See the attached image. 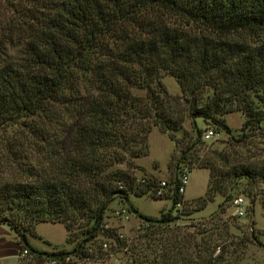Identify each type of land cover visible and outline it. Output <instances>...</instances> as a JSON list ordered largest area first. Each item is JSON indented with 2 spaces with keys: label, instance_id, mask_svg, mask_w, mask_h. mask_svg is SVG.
<instances>
[{
  "label": "trees",
  "instance_id": "16d2710c",
  "mask_svg": "<svg viewBox=\"0 0 264 264\" xmlns=\"http://www.w3.org/2000/svg\"><path fill=\"white\" fill-rule=\"evenodd\" d=\"M263 32L264 0H0V132L21 128L33 155L22 179L0 181V226L18 237L27 263L93 260L98 235L118 242L103 224L115 200L146 232L169 226L181 200L176 181L164 196L170 208L145 216L129 195L153 193L157 181L138 184L128 170L147 155L151 127L176 132L185 119H200L228 135L222 117L239 112L242 130H261ZM162 74L188 98L167 96ZM194 146L187 137L173 169L187 159L188 171H207L195 211L228 198L231 176L264 183V166L223 172L208 157L197 160ZM40 223L62 225L72 248L29 245ZM204 251L199 264H223V254ZM178 254L156 264H176Z\"/></svg>",
  "mask_w": 264,
  "mask_h": 264
},
{
  "label": "rangeland",
  "instance_id": "374dc122",
  "mask_svg": "<svg viewBox=\"0 0 264 264\" xmlns=\"http://www.w3.org/2000/svg\"><path fill=\"white\" fill-rule=\"evenodd\" d=\"M262 34L264 36V32ZM158 81L167 96L188 98L187 94L181 93L173 78L162 74ZM154 88L157 89V86L154 85ZM205 94L210 95V92ZM170 106L174 107L171 101ZM258 108L264 115V108ZM222 118L229 128V134L220 132L210 142H203L199 138L195 141L196 133L200 135L206 127L215 128L211 122L200 119H185L181 129L176 132L161 133L156 127H151L147 136V155L133 160L136 168L128 172L136 181L150 177L170 185L181 169L189 173L184 195L180 197V208L171 212L174 221L167 227L146 232L145 226L127 212L126 205L115 200L104 212L103 224L104 229L116 236L120 243L112 237L98 235L92 243L95 248L93 260H72V264H156L160 263L161 255L168 260L176 250L179 251L176 264H199L207 248L210 251L215 249L212 257L218 252L219 255L223 254V264H264V183L231 176L225 195L228 198L216 196L202 211H195L198 204L196 198L205 191L207 173L195 167L188 171L187 159L178 164L177 170L173 169L187 137L195 142L192 150L197 160L208 157L223 172L228 167L236 168L239 165L264 166V117L260 131L254 127L242 130L244 117L239 112L226 114ZM30 144L25 132L16 126L0 132V181L24 177L29 161L33 159ZM237 197L244 202L243 216L235 215L231 206L232 200ZM155 199L152 192L139 198L129 195V203L139 213L158 218L160 211L165 212L170 208L171 201L168 196ZM116 211L119 212L117 215L114 214ZM4 228L14 243V262L28 264L26 259L18 257V237L6 226ZM34 230L41 239L29 238L28 243L37 249H46L45 241L62 246H51L55 249L69 251L73 246V242L65 244L67 233L60 224L40 223ZM74 235L75 241L79 240L77 231ZM7 264H13V260H8Z\"/></svg>",
  "mask_w": 264,
  "mask_h": 264
},
{
  "label": "built area",
  "instance_id": "2783aa9c",
  "mask_svg": "<svg viewBox=\"0 0 264 264\" xmlns=\"http://www.w3.org/2000/svg\"><path fill=\"white\" fill-rule=\"evenodd\" d=\"M217 134L218 133L214 132V130L212 128L206 127L202 131L200 139L203 142H210L217 136ZM188 174L189 173L186 170H183V169H181L177 173L175 181H176V186H177L176 195H177L178 198H180V197L182 198L183 195H184V190H185V187H186V185L188 183ZM136 182L138 184H142L143 180H140V181L137 180ZM173 188H174L173 184L170 185V184H168L165 181H159V182H157L155 191L152 193V196L156 197V198H163L166 195L171 196ZM180 205H181V200L175 204L174 209H176V210L179 209ZM243 205H244V202H243L242 198L237 197V198H234L232 200L231 206H232V209H233L235 215L243 216ZM118 213H119L118 211L114 212L115 215H117ZM144 226H146V225H144ZM103 248H105V244L103 245ZM26 255H27L26 251H21L18 254V257H22L23 258ZM72 260L77 261L76 258H72V257H68V258L65 259V261H67V262L70 261L71 262L70 264H72ZM48 264H55V263L54 262H50Z\"/></svg>",
  "mask_w": 264,
  "mask_h": 264
},
{
  "label": "crops",
  "instance_id": "0c3cea01",
  "mask_svg": "<svg viewBox=\"0 0 264 264\" xmlns=\"http://www.w3.org/2000/svg\"><path fill=\"white\" fill-rule=\"evenodd\" d=\"M194 170V169H193ZM200 170H203V169H200ZM205 172L207 173V171L205 170ZM207 179H208V173H207ZM207 183V182H206ZM187 186V185H186ZM186 188V187H185ZM206 189V187H205ZM185 191V190H184ZM204 194V193H203ZM197 199V198H196ZM187 200V199H185ZM194 200V199H193ZM188 201H191V200H188ZM37 225L35 226V229H36ZM36 236H38V234L35 232ZM10 235L8 234V232H6L4 226H0V264H7L8 260H13V264H16L14 262V259H15V254H13V241L12 239L9 237ZM8 237V238H7ZM40 238V237H39ZM29 239V237H28ZM41 239V238H40ZM45 241V240H44ZM29 242V240H28ZM46 243L50 244V246H54L56 248H60L62 246H58V245H55L49 241H45ZM29 245H31L29 243ZM32 246V245H31ZM50 246H47L46 245V249H38V250H42V251H48V248H50ZM34 247V246H32ZM36 248V247H34ZM37 249V248H36Z\"/></svg>",
  "mask_w": 264,
  "mask_h": 264
}]
</instances>
